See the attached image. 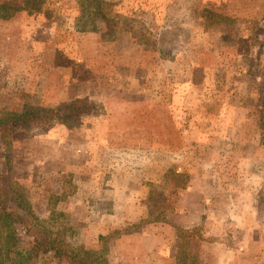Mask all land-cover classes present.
Segmentation results:
<instances>
[{"label":"rangeland","instance_id":"374dc122","mask_svg":"<svg viewBox=\"0 0 264 264\" xmlns=\"http://www.w3.org/2000/svg\"><path fill=\"white\" fill-rule=\"evenodd\" d=\"M30 1L42 10L0 19V118L74 103L78 120L0 126L10 208L106 256L120 232L99 231L122 221L129 188L187 162L235 201L200 237L264 264V0H104L108 25L87 0Z\"/></svg>","mask_w":264,"mask_h":264},{"label":"trees","instance_id":"16d2710c","mask_svg":"<svg viewBox=\"0 0 264 264\" xmlns=\"http://www.w3.org/2000/svg\"><path fill=\"white\" fill-rule=\"evenodd\" d=\"M89 16L93 20L105 22L108 25L109 6L104 0H87ZM39 6H34L29 0L23 6L17 7L7 3L0 4V19L7 20L11 13L25 11L29 14L40 12ZM250 80L254 81L256 78ZM264 98V97H263ZM259 113L264 125V102H261ZM78 108L70 103L57 109H41L30 107L22 112L5 114L0 118L1 128L26 127L57 119L62 121L78 120ZM190 182L189 174L179 172L174 167L168 168L160 182L150 184L146 198L145 223L163 222V215L174 209L178 193L185 190ZM28 211L16 212L0 193V264H33L37 260L51 259L55 264H107L103 254L84 248H68L60 232L45 233ZM176 229L175 264H200L195 253V244L202 238L200 229Z\"/></svg>","mask_w":264,"mask_h":264},{"label":"crops","instance_id":"0c3cea01","mask_svg":"<svg viewBox=\"0 0 264 264\" xmlns=\"http://www.w3.org/2000/svg\"><path fill=\"white\" fill-rule=\"evenodd\" d=\"M184 150H169L166 153L169 159L176 160L177 156L185 154ZM184 163H170L163 168L158 165L154 170V179L143 180L129 188L122 221H105L99 231L101 238L120 232L105 248L107 264H175V228H197L203 234L209 221L222 227L225 219L234 213V207L231 210V202L233 205L235 202L233 197L194 175L193 165L190 167L187 162ZM170 167L189 174L188 186L178 193L174 209L163 215V222H142L146 218L145 198L149 185L160 182L163 173ZM218 238H204L196 242L195 253L200 264H236L238 252Z\"/></svg>","mask_w":264,"mask_h":264}]
</instances>
